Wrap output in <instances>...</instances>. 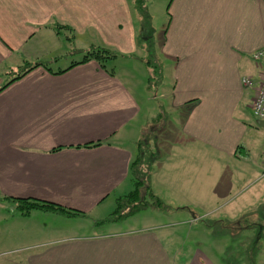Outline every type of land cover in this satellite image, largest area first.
Wrapping results in <instances>:
<instances>
[{"label":"crops","instance_id":"1","mask_svg":"<svg viewBox=\"0 0 264 264\" xmlns=\"http://www.w3.org/2000/svg\"><path fill=\"white\" fill-rule=\"evenodd\" d=\"M132 3L0 0V87L24 60L66 59L92 46L132 54L137 49ZM167 10L170 18L161 48L166 61L161 67L163 78L170 75L168 106L183 115L167 131L164 144L160 137L168 152H160L162 158L148 182L161 199L229 198L221 201L229 205L231 198L242 197L234 214L256 216L260 203L255 204L263 202L264 187L245 195L250 188L246 181L249 176L259 180L253 165L257 155L264 160V149L258 148L255 134L261 126L253 125L256 122L247 114L252 116L263 67L250 53L264 46V0H169ZM55 22L71 28L57 32ZM62 36L68 44L60 55L38 59L56 50ZM242 77H250L252 86H244ZM142 82L123 79L114 68L103 69L90 59L61 73L39 65L0 88V195L58 203L84 212L79 219L104 218L107 208L102 205L122 198L134 186L131 162L139 146L133 151L129 145L134 140L136 145L144 134L143 115L138 120L146 100ZM147 123L151 125L150 119ZM243 186L247 187L239 196L233 193ZM202 203L206 207L195 218L215 214L207 201ZM258 216L263 220L264 213ZM228 218L214 221H234ZM19 219L5 222L16 228L0 255L32 248L25 256L27 264H231L198 248V241L190 245L191 252H172L152 226L88 234L86 226L79 227L85 222L62 229L64 225L50 224L51 214H38L33 223L44 224L40 230L58 228L69 237L30 240L37 234L31 232L33 223L18 230ZM228 242L227 238L224 249H211L223 250L224 255Z\"/></svg>","mask_w":264,"mask_h":264},{"label":"rangeland","instance_id":"2","mask_svg":"<svg viewBox=\"0 0 264 264\" xmlns=\"http://www.w3.org/2000/svg\"><path fill=\"white\" fill-rule=\"evenodd\" d=\"M133 2L134 13L136 14L135 19L131 17V23L134 28V31L137 35L136 44L137 49L132 51V54H124L119 53L117 51L112 50L115 54H119L115 56L116 60L106 59L105 64L107 67L114 68L115 73L119 75L123 79H129V81L134 80L137 83H142V93L145 95L146 100L142 101L141 106L142 110L138 115V120L141 119L143 115L142 121H144V134L137 141L136 145H129L133 151H135L137 145L139 146V151L137 155L141 156V162L136 165V175L138 178H141L143 185H139L135 191H144V186L148 183L149 175L152 174L154 167L157 165L161 158L162 154H167L168 149H164V138L166 136L167 131L170 127L173 129V124H178L180 118L183 115V112L180 109L172 108L170 109L168 106V101L171 98V92L169 88V79L170 75L165 74L163 78L164 68L161 67L162 62L165 63L166 59L161 55V48L163 47L164 42V34L167 26V22L169 21V12L167 10V4L169 0H129ZM140 1L145 2L143 4V9H141ZM135 2L139 5L137 9L140 12H137ZM145 9L148 12L149 17L145 18L147 20L142 19V15L138 16L140 13L145 15ZM143 10V11H142ZM142 11V12H141ZM138 18V20H136ZM56 26V22L54 24ZM74 30L68 31L67 34H73ZM90 33V34H89ZM57 34V33H56ZM92 32H88L87 36H91ZM59 35V34H58ZM88 37V38H89ZM97 38L96 35L93 36ZM86 36L82 37L85 39ZM80 42V45H84V43L78 39L76 42ZM66 38L62 36L59 39V45L56 50L53 52L40 57L38 59L51 58L63 51L64 47L67 45ZM76 47V46H74ZM77 48V47H76ZM117 52V53H116ZM66 55L72 52H64ZM114 53H110L113 55ZM83 54H76L73 56L66 57H57V61L50 63L52 69H57L59 67H66L72 62H77L83 59ZM111 60V61H110ZM151 63H150V62ZM33 62V61H30ZM28 61L23 62L24 65H27ZM166 70L170 73V70L166 68ZM19 70H16V73ZM159 74V76L157 75ZM150 77V83H148V78ZM3 85V84H2ZM151 115H154L153 118H150ZM151 121V125H148V121ZM247 119L250 122H256V119L251 116L248 112ZM161 121V122H160ZM256 139L258 142V148L260 150L264 149V127H259L255 131ZM160 137L163 140V144L160 143ZM156 138V139H155ZM157 141V142H156ZM157 144V145H156ZM159 147V158L154 154V149ZM255 147V151L258 149ZM136 155V156H137ZM135 156H133L134 158ZM154 158V159H153ZM157 161V162H156ZM261 155H257L256 163L253 165L255 168V172L253 175L256 179L259 180H250V176L247 179V183L250 185L246 194H249L255 190V188H260V185L264 187V171L262 170ZM154 164H156L154 166ZM133 174H131L132 176ZM138 185V181H136ZM129 185V182H128ZM247 186H243L240 191L237 190L238 193L241 194ZM135 186L130 187L126 192H131ZM128 189V187L126 188ZM150 192V189L148 190ZM154 193V192H153ZM143 194V193H142ZM149 194V193H148ZM144 195V194H143ZM241 197V196H240ZM254 198L251 196V199ZM114 198L108 199L102 206L103 208H107L104 210L103 215L107 216L108 214H113L110 221L102 222L101 224H96L97 220L90 219H79L78 217L71 215H63L53 211L44 212L41 209L33 208L29 209L27 214H21L22 211L18 210L16 203L10 202L7 198H2L0 195V248L3 249L5 246H9V235L11 234L12 225L5 226V222H8L11 219L20 218L18 220V230L25 229L27 224H32L34 222V217L38 214H51L53 216V220L50 224L53 225H64L62 229H66V227L76 226L77 223L85 222L83 225H79V227H85L86 233H103L110 234L115 231H124L135 229L138 226H152L156 229V232L160 236L163 242H166L172 252L176 250L182 249L184 252H191V244L194 242L198 243V248H207V252L210 256L216 257L218 261L221 262V257L228 263L231 264H258V261L261 264H264V230H261L260 227L264 225V221L260 219L258 215L259 212L262 216V209H264V198H261L263 202H258L255 205H259L260 207L256 210L258 211V215L254 216L251 214H246L240 216V214H234L239 203H241L244 198H231L233 201L229 205L221 204L222 200H226L229 198H162V202L158 200V198L151 196H146L144 201L139 202L138 197L135 200L128 199V203H125L124 200L122 204H120L115 212L113 211L117 205V202ZM260 199V198H259ZM207 201V206L210 209H215V214H210L205 216L204 219L195 218L198 215V210L202 207H206L202 202ZM139 202V203H138ZM137 204L141 206L143 209L138 210L133 214H126L129 210V205ZM188 208V209H186ZM196 209V210H195ZM159 210V211H158ZM162 210V211H161ZM113 212V213H112ZM264 213V212H263ZM126 214V215H125ZM244 214V213H243ZM241 217L239 221L235 220L238 217ZM32 217V218H31ZM231 217V218H228ZM230 219L233 222L229 223L226 221L219 222L214 220L219 219ZM115 219V220H113ZM212 220V221H209ZM45 221V220H44ZM64 221V222H61ZM155 225H153V223ZM204 222V223H203ZM235 222V223H234ZM239 223V224H237ZM40 225H44L41 223H33L31 232H37V234L30 235V240H40L44 237L54 236V239L69 237L67 233L61 232V229L58 228H50L46 230H40ZM210 225V226H206ZM260 225V226H259ZM59 227V226H58ZM252 227H255L254 229ZM31 228V226H28ZM75 229V228H73ZM69 229V230H73ZM247 231H242L246 230ZM260 230V231H259ZM42 232H48V234H41ZM67 232V230H66ZM256 232H259L258 234ZM223 233V234H221ZM85 233H81L83 235ZM64 235V236H63ZM228 238V247L223 255V250H220L219 253L215 250L211 249L212 247H216L218 249H224L226 246V239ZM13 242V241H12ZM257 247L256 253L252 252L253 245ZM16 243V242H13ZM17 244V243H16ZM22 244V243H21ZM29 247V246H26ZM177 248V249H176ZM194 248V246L192 247ZM251 248V251H250ZM32 248L24 250L22 247V251L19 253H11L7 252L6 254L0 255V264H27L25 256L32 252L27 251ZM197 249L194 248L192 254L196 253ZM203 252L206 253L205 249ZM5 253V252H3ZM191 255V254H188ZM220 255V256H219ZM241 256V257H240ZM183 263H187L188 260L185 259V255L183 254ZM252 258L251 260H248ZM207 260V259H206Z\"/></svg>","mask_w":264,"mask_h":264},{"label":"trees","instance_id":"3","mask_svg":"<svg viewBox=\"0 0 264 264\" xmlns=\"http://www.w3.org/2000/svg\"><path fill=\"white\" fill-rule=\"evenodd\" d=\"M144 3L145 2L140 1L139 4L141 6V9H143L142 6H143ZM135 6H136V9H137V7H139V5L136 2H135ZM137 12H140V11L138 10ZM144 12H145V15L140 13L139 16L142 15V19L147 20L145 18L149 17L148 12L146 11V9H145ZM60 28H68V29H70L71 27L67 26V25H62V24L56 23L55 30L58 32L60 30ZM111 52L114 53L112 50L107 49V48L102 47V46H94V47L92 46L91 48H88L85 52L82 53L84 55L82 60L77 61V62L74 61V62L70 63L69 65H67L66 67H59L57 69H52V67L50 66V63L55 62V61L58 60L57 58L52 60V61H48V62H43V61L30 62V61H28L27 65L22 64L20 67H18L19 72L15 73L14 76L11 77L10 79H8L0 88L4 87L6 84H8L9 82H11V81H13V80H15L17 78L22 77L28 71H30L31 69H34L35 67H37L39 65L43 66L46 70H48L50 72L61 73V72H64L65 70L69 69L70 67H72L75 64L86 62V61H88L90 59H93V60H96L98 62L99 66L101 68H103V69H105V68L106 69L107 68L112 69L110 67H107L104 62H105L106 59L114 60L115 56L116 55L118 56L119 54L116 52L117 54L114 53L113 55H110ZM157 75L159 76L158 73H157ZM148 83H150V77L148 78ZM256 124L257 123H254L253 125H256ZM159 152L160 151L158 150V148L154 149V154H156L158 159L160 160L159 155H158ZM140 159H141V156L137 155L131 162L132 163L131 164V167H132L131 169H132V174H133V180H134L135 188L133 190H131V192H128L126 195H123L122 198H117L116 199L117 205H116L115 209L113 210L114 212L117 209V207L120 204H122L123 200H124L125 203H128V199L129 198L132 199V200H135V198L138 197L139 202H141L142 200L144 201V198H146V196H151L152 195L153 197L158 198V200L160 202H162V199L157 197L153 193V190H152L149 182H147L148 184L146 186H144L145 190L142 191V193L144 195L142 193H140L141 190L140 191H135V189L138 188L139 185H143V182H141L142 179L137 177L136 169H135L136 165H138L141 162ZM136 181H138V185L136 184ZM149 189H150V192H148ZM2 198H4V199L7 198L10 202L16 203V206H17L18 210L22 211L21 214L22 213L23 214H27L29 209L38 208V209L43 210L44 212L53 211V212H57V213H60V214L66 215V216L67 215H71V216L75 217V215H76V217H79L80 215H84V212H82L80 210L64 207L61 204L54 203V202H51V201H44V200L30 198V197H28V198H17V197L6 196V195H3ZM162 204L164 205L163 202H162ZM142 209L143 208L141 206H138L137 204L129 205V210H128V212H126V214H133V213L137 212L138 210H142ZM116 211H118V210H116ZM259 214L261 215L260 212H259ZM112 215L113 214H108L107 216H105L102 219H97L96 224H101L103 221L104 222L110 221ZM262 215H263V211H262ZM113 220H115V219H113ZM263 220H264V218H263ZM263 227H264V225H263ZM254 244L255 243L253 242L252 243V245H253L252 252L255 254L256 250H257V247H254ZM250 251H251V248H250ZM251 259L252 258H250L248 260H251Z\"/></svg>","mask_w":264,"mask_h":264},{"label":"built area","instance_id":"4","mask_svg":"<svg viewBox=\"0 0 264 264\" xmlns=\"http://www.w3.org/2000/svg\"><path fill=\"white\" fill-rule=\"evenodd\" d=\"M250 56L254 62L261 63L263 66L261 77H259V84L253 97L251 113L255 119H264V46L253 50ZM241 82L244 86H252L254 83L250 77H242ZM261 167L264 171V160Z\"/></svg>","mask_w":264,"mask_h":264},{"label":"water","instance_id":"5","mask_svg":"<svg viewBox=\"0 0 264 264\" xmlns=\"http://www.w3.org/2000/svg\"><path fill=\"white\" fill-rule=\"evenodd\" d=\"M256 123L261 126L264 127V119H256Z\"/></svg>","mask_w":264,"mask_h":264}]
</instances>
